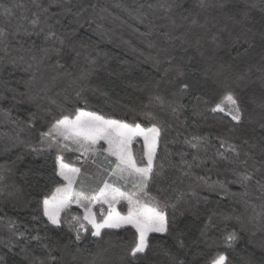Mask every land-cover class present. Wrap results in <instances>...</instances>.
<instances>
[{
	"label": "snow or ice",
	"instance_id": "snow-or-ice-1",
	"mask_svg": "<svg viewBox=\"0 0 264 264\" xmlns=\"http://www.w3.org/2000/svg\"><path fill=\"white\" fill-rule=\"evenodd\" d=\"M54 7L58 11H52ZM110 8L119 10L127 19L114 14ZM174 8H183L189 14H180L177 18L171 14ZM195 8L198 11L184 8L178 3H170L169 0H157L156 3L147 4L134 0L131 5L121 0H111L110 4L107 0L103 3L100 0H49L47 6L42 0H29L21 5L18 12L13 13L11 9L0 4V24L7 25L9 29L0 27V72L6 74L4 78H0V125H11V131L4 135L12 147L23 145L32 153L55 148L58 154L52 178L63 181H57L54 191L43 196L35 212L42 213V217L47 221L45 227L59 229L67 225L69 232L75 233L77 241L81 239V231H89L88 225L91 226V235L101 240L104 229L130 226L135 230V241L130 247L121 246L124 254L119 257L118 264H126L128 257L131 264H140L141 258H144L145 264H151L147 259L148 253L153 249L151 234H159L157 248L167 257L165 264H187L186 260L179 258V251L185 249V233L179 224L181 217L188 213L198 214L202 199L198 189H206L224 197H238L239 202L249 205V190L254 188L258 193L257 198L264 200V0H260L259 8L255 3H244L242 7L233 8L230 7L229 0H196ZM257 8L261 14L258 30L255 29L252 19V10ZM158 10L165 13L157 18L164 23L149 19V16H155ZM209 10H215L217 15H206L205 23H200L198 17ZM218 18L225 23L211 34L210 40L215 47L206 51L202 43L204 38L192 34L191 30L204 29L209 20L218 21ZM62 19H67V24L62 23ZM128 20L133 21L135 25H142L146 31L141 32L138 27L128 23ZM106 23L114 27L108 28ZM185 23L187 29L178 35L167 30L184 27ZM229 24L232 25L231 28ZM213 26L215 27V24ZM85 28L109 40L115 36L116 29L124 28L131 29L138 37L148 38L155 35L158 38L141 40L148 49L155 50V55L149 54L147 59L159 65V57L164 55L168 65L161 79L154 82V91L149 94L143 109H158L185 129L187 135L184 144L195 152L191 159H188V152H173L166 144L164 155L161 157L160 146L164 143L165 126L164 121L158 119L152 111L141 110L138 113L150 122L149 127H143L138 122L128 123L97 111L85 110L89 105V93L103 97L106 103L110 101L107 92L91 84V78L101 69L107 70L112 59L107 53H101L95 45L79 38V33ZM224 33H227L226 37H222ZM33 36H42V44L32 41ZM23 38L31 42L25 46ZM257 40L261 52L259 60L253 61L249 53L256 46ZM122 42L127 44L132 52L144 55V52L132 46L130 41ZM233 44L238 45V48L235 56H230V62L217 60V51ZM90 48L91 52L88 51ZM177 48L185 54L190 49H195L206 64L200 69L203 79L207 81L211 74L213 84L224 89L225 94L221 100L209 108L211 113H225L235 122L224 135L216 138L218 148L224 149V152L217 150L209 155V148L216 147L210 135H200L199 126H189L186 119H181L177 108L171 106L173 103H179L176 97L182 98L194 87L185 79L188 71H191L193 76L197 72L196 68H189L194 60L193 56H188L185 61L184 56L177 60L175 56L170 55ZM13 52L18 54L12 55ZM65 57L70 60V64L62 62ZM45 68L55 74L45 78ZM15 71L28 74L27 79L16 81L17 84L23 83L24 91H18L12 86L9 78ZM65 81L66 86L60 87ZM162 83L173 87L178 85L171 93L174 98L172 101L166 102L160 95ZM257 84L262 98L258 105L261 110L259 120L247 117L262 130L259 140H254L255 128L248 132L241 131L238 127L244 123L246 114L237 89L245 91ZM58 87L60 90L55 91ZM201 100L203 96H195L196 102L192 104L194 116L202 115L199 112ZM251 102L256 103L255 99ZM5 103L8 106H4ZM25 103L30 106L27 118L14 117L13 108ZM40 121L43 125L38 131V138L22 139L25 133L31 137L37 122ZM137 137L143 138L142 153L134 152L131 147ZM237 140L239 142H236ZM64 152L79 153L77 159L82 157V164L90 161L98 170L96 176H89L80 167L65 163ZM226 153H231L232 158ZM174 157H178V160ZM101 158L102 162H98ZM198 170H202L203 174ZM10 171L11 168L0 166V181H3L5 173ZM213 172L227 175L222 181H214L209 175ZM85 177L88 180L96 179L97 186L87 184ZM101 177L104 178L101 180ZM101 183L103 186L99 187ZM185 184L189 190L187 192L181 187ZM231 185H239L244 191L232 192ZM12 187L15 188V185ZM121 202L127 204L126 213L116 208ZM203 202L208 203L206 197ZM73 204L82 210V216L73 211ZM97 205L98 214L94 211ZM104 205H107V209ZM250 206L253 212L247 218L216 209L210 210L203 220L199 237L193 243L203 239L209 248L220 241L231 247L240 238V232L255 229L252 235L256 232L261 234V248L264 249V204L261 205L260 212L255 210V204ZM39 219L38 215L32 216L33 221ZM217 219L235 220L238 228H226L221 231L219 237L210 238L208 230ZM5 227L12 238H24L28 233V230L20 231L16 221L11 218L7 220ZM168 237L174 240L176 254L162 242ZM30 239L41 241L45 237L36 230V234L31 235ZM71 243L69 239L68 243L59 248L44 245L47 252L44 258L35 256L34 250L27 244L21 246L16 254L21 255L26 264H63L53 253H68ZM4 246L8 252H13L17 244L13 239H9L4 242ZM0 264H5L4 256H0ZM206 264H229V261L226 254L218 253L209 257ZM247 264L252 262L248 261Z\"/></svg>",
	"mask_w": 264,
	"mask_h": 264
},
{
	"label": "trees",
	"instance_id": "trees-1",
	"mask_svg": "<svg viewBox=\"0 0 264 264\" xmlns=\"http://www.w3.org/2000/svg\"><path fill=\"white\" fill-rule=\"evenodd\" d=\"M29 0H0V4L11 9L13 13L20 10L22 4L28 3ZM95 2V0H93ZM100 2H105V0H100ZM110 4L111 0H107ZM121 2L126 4H133L134 0H121ZM141 2L156 3L157 0H141ZM170 3H178L184 6V8L192 9L193 11H198L195 8L196 0H169ZM42 3L47 6L49 0H42ZM244 3H255L258 8L260 5V0H229L230 7H242ZM257 9L252 10V19L254 21V27L256 30L260 27V12ZM52 11H58L57 8H52ZM114 14H119L122 18L123 14L119 13V10L110 8ZM147 11V9H145ZM172 15L179 17L180 14L188 15L187 11L183 8H174ZM165 15L162 10H158L155 16L150 15L149 19H156L157 23H164V21L157 19L160 16ZM217 15L215 10H209L206 13H202L198 19L200 23H205V16ZM67 19H62V23L67 24ZM128 23L132 24L134 27H138L141 32L146 31L142 25H135L131 20ZM180 23L178 19V24ZM225 21L218 18V21H211L206 24L204 29L193 28L192 34L199 35L203 37L202 43H204V50L210 51L215 47L211 43L210 36L213 32L217 31ZM215 24V27L213 26ZM106 27L112 28L113 25L105 24ZM0 27H4L9 30L7 25L0 24ZM231 28L232 25L229 24ZM187 29V24L184 27L169 28L167 29L174 35L180 34V32ZM227 33L222 34V37H226ZM11 38V37H10ZM79 38L83 39L86 43L95 45V47L101 53H107L112 59L109 61L107 70L101 69L97 74L93 75L91 78V84L93 86H99L105 92L108 93L110 101L105 102L103 97L94 96L91 93L88 94L89 105L85 110H93L105 114L114 119H123L128 123L138 122L141 123L143 127H149L150 122L140 116L138 113L141 110L152 111L154 115L164 121L165 126V137L164 143L160 146V155H164V146L173 152L186 151L189 153L188 159H191V155L195 154L194 150L189 148L184 144L185 136L187 133L185 129L180 127L179 124L170 119L168 116L161 113L158 109L150 108L143 109L144 104L148 102V96L154 91V82L161 79V75L166 67H168L165 62L167 57L161 55L159 57L160 64H155L152 60L147 59L149 54L155 55L154 49H148L141 40L152 39L157 40L158 38L153 35L148 38L138 37L129 28L116 29V34L111 40L101 37L99 33L93 32L87 28L81 30L79 33ZM37 44H42L43 37L31 38ZM127 40L131 42L132 46L137 47L144 52V55H140L139 52H132L127 44L122 41ZM25 46H27L29 41L27 38H23ZM238 45H230L229 47L219 49L217 51V60L221 62H230V56H235V52ZM242 50V49H240ZM88 51H92L90 48ZM261 52V47L259 41L257 40L256 46L250 50L249 57L253 61L259 60V53ZM18 53L13 52L12 55H17ZM95 53L93 52V55ZM2 55V53H0ZM179 60L181 56H184V60H187L188 56H193L194 60L189 65V68H196L197 72L195 76L191 71H188L186 76L187 82L194 85L191 92L185 94L182 98L176 97L179 103H173L171 106L176 107L177 111L180 113L182 120L187 121L189 126L198 125V132L200 135L208 134L212 140V143L216 147H210L208 152L209 155L214 154L217 150L224 152V149L218 148L219 136L226 133L229 127H232L235 122L231 121L230 117L225 113H211L209 108L215 103L219 102L223 95L225 94L224 89L213 84V78L211 74L207 81L203 79L200 74V69H203L206 64L202 57L199 56L195 49H190L187 54H185L181 49L177 48L170 53ZM199 61V63H197ZM62 62L66 65L70 64V60L65 57ZM81 65L83 66V61L81 60ZM103 63V61H101ZM246 65H242L245 67ZM72 70V69H70ZM45 78L54 75L47 68L44 69ZM6 74L0 72V78H4ZM28 78V74L22 71H15L13 75L9 78L12 81V86L16 87L18 91H24L23 83L17 84V80H24ZM171 76H169V79ZM255 78V77H254ZM199 81V83H197ZM67 82H63L60 87L66 86ZM178 87V85L176 86ZM176 87L168 85L167 83H162L160 88V95L165 98V101H172L174 98L171 93L176 90ZM60 88H56L55 91H59ZM238 94L241 97L242 107L245 109L246 119L242 125H239L241 131L251 132L255 128L254 140H259L262 130L256 123H251L247 117H252L255 120H259L260 108L259 104L261 102L259 85L250 87L245 91H240L237 89ZM254 94V95H253ZM203 96V100L199 103V112L202 115L192 114V104L195 103V96ZM252 99H255L256 103H252ZM206 101V102H205ZM184 105V107H180ZM4 106H8L6 103ZM85 107L84 105H80ZM30 106L25 103L23 105H18L13 108V116L20 119L27 118V112ZM55 111V110H54ZM206 117V119H205ZM43 122H37L36 128L33 130L31 137L27 133L22 135V139H32L38 138V131L41 130ZM11 131V125H0V166H7L11 168L10 172L5 173V179L0 181V256L5 257V264H26L22 260L21 255H17L20 247L27 244L31 249L34 250V255L44 258L47 255L44 245L49 247L55 246L59 248L60 246L68 243L71 239L72 243L69 245L68 253H61L59 251L53 253L58 258V261L63 262V264H118L119 257L123 255L122 247H130L135 241V230L130 226L122 227L120 229H104L103 239L95 238L91 235V226L88 225L89 231H81V239H75V233L69 232L67 225L62 226L59 229H55L51 226L45 227L47 223L46 219L42 217V213H37L35 210L39 207V201L43 199L44 195H50L55 187L57 181L63 183L59 178H52L53 167L55 163L56 155L58 154L56 149L45 150L40 153H32L27 150L23 145H17L12 147L9 145L7 137L4 135L6 132ZM236 142H239L238 140ZM132 150L134 152L143 151V144L140 138H136L132 144ZM64 162L68 163L73 167H80L83 172L87 173L89 176H96L97 168L89 161L87 164H82V157L80 160L77 159L79 153L75 152H64ZM229 158H232L231 153H226ZM178 160V157H174ZM15 161V163H13ZM102 162V158L100 161ZM200 171L203 174L202 170ZM23 174V175H22ZM106 175V174H105ZM212 180H224L227 174L213 172L209 174ZM104 177H101L102 180ZM229 178H231L229 176ZM87 184L93 187L97 186L96 179L88 180L85 177ZM15 185V188L12 187ZM7 186V187H5ZM102 187V183L98 185ZM186 192L187 185L181 186ZM232 192L241 193L244 191L239 185L230 186ZM87 190V189H86ZM199 196L202 198L200 202V207L197 215H192L188 213L185 217H181V222L179 224L180 229L185 233L183 239L185 242V249L179 251V258L187 261V264H206V260L218 253L226 254L229 264H247L251 261L252 264H264V249L261 248V234L256 232L252 235L255 229L250 231L240 232V238L231 246L228 247L222 241L218 242L216 245L209 248L207 242L203 239L196 241L200 235V229L203 227V220L209 214L210 210L216 209L219 211H224L232 214L233 216H240L242 218H247L253 212L251 204L256 205V211L260 212L262 210L261 205L264 204V200L258 199V193L255 189H250L249 205H245L243 202H239L238 197H224L213 192H209L206 189H198ZM11 193V194H9ZM207 198L208 203L203 202V198ZM125 204L118 205L121 208L120 211L124 212L123 207ZM73 211L79 215H83L81 209L76 206H72ZM107 209V206L104 205ZM94 211L99 213V205L94 208ZM40 216L37 221L32 220L33 215ZM11 218L16 221L20 231L28 230L27 235L24 238L16 239L12 238L11 234L5 227L7 220ZM99 219V215L97 216ZM86 223V222H85ZM238 228L235 220L223 221L217 219L213 226L208 230L209 237H219L221 231L224 229L231 230L232 228ZM36 230L45 239L41 241H34L30 239L31 235L36 234ZM13 239L17 244V247L13 252H8L7 248L4 246V242ZM150 240L153 244V249L148 253V261L151 264H165L167 257L163 255L162 252L157 248V243L159 240V234H151ZM173 254L177 253L174 240L168 237L166 240L162 241ZM73 255L75 259H73ZM126 264H131L130 257L126 258ZM140 264H145L144 258H141Z\"/></svg>",
	"mask_w": 264,
	"mask_h": 264
},
{
	"label": "rangeland",
	"instance_id": "rangeland-1",
	"mask_svg": "<svg viewBox=\"0 0 264 264\" xmlns=\"http://www.w3.org/2000/svg\"><path fill=\"white\" fill-rule=\"evenodd\" d=\"M137 138H140V139H141L142 144L144 143L142 137H137ZM113 159H114V158H113ZM113 179H114V178H113ZM122 203L125 204V206L123 207V209H124V212L126 213V211H127V204H126V202H121L120 204H122ZM120 204H117V205H116V208H117L118 211H120V209H121V208H118V205H120ZM73 206H75V204H73ZM105 206H107V205H105ZM125 227H126V226H125Z\"/></svg>",
	"mask_w": 264,
	"mask_h": 264
}]
</instances>
